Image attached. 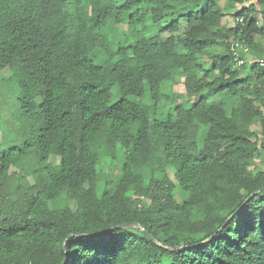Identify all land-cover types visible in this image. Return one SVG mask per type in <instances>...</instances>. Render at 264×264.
<instances>
[{
	"label": "trees",
	"instance_id": "obj_1",
	"mask_svg": "<svg viewBox=\"0 0 264 264\" xmlns=\"http://www.w3.org/2000/svg\"><path fill=\"white\" fill-rule=\"evenodd\" d=\"M263 57L264 0H0V264H264Z\"/></svg>",
	"mask_w": 264,
	"mask_h": 264
},
{
	"label": "rangeland",
	"instance_id": "obj_2",
	"mask_svg": "<svg viewBox=\"0 0 264 264\" xmlns=\"http://www.w3.org/2000/svg\"><path fill=\"white\" fill-rule=\"evenodd\" d=\"M242 8V6H237L235 12L239 11ZM228 22H233L231 17H227ZM253 59H250V62H253ZM0 88L2 89L3 92V98L2 101L4 100V102L9 103L11 96H14L18 93V87L15 85L13 86H9V84L0 81ZM174 91L180 94V102L181 103H185L187 101V96L185 94V89L183 86V82L182 79L178 80V83L176 85V87L174 88ZM220 97H215L213 99V101H219ZM6 103V104H7ZM6 104H4V107L1 110V116H2V122L0 124V137H4L5 139L0 140V143L2 144L3 147H8L10 145L13 144H17L19 145V140H17V131L16 130H12L11 128L8 126L9 124V118H10V113H9V108L8 106H6ZM162 105H166V102H162ZM189 104L185 105L188 106ZM169 108L168 105L166 107V109H163L162 112L160 111V118L165 117L168 113H169ZM120 151H118L117 155H116V159L113 160L110 158H105L102 162V164L99 166V171L102 172H107V173H114L115 175H119L121 173V157H120ZM118 163H120L118 165ZM260 167L262 169H264V163L260 165ZM170 175L172 176V172H170Z\"/></svg>",
	"mask_w": 264,
	"mask_h": 264
},
{
	"label": "built area",
	"instance_id": "obj_3",
	"mask_svg": "<svg viewBox=\"0 0 264 264\" xmlns=\"http://www.w3.org/2000/svg\"><path fill=\"white\" fill-rule=\"evenodd\" d=\"M239 21L242 22L243 20L240 19ZM230 54L234 59L235 68H239L250 61V48L245 42L241 40H231ZM256 61L259 66L264 67V57Z\"/></svg>",
	"mask_w": 264,
	"mask_h": 264
},
{
	"label": "water",
	"instance_id": "obj_4",
	"mask_svg": "<svg viewBox=\"0 0 264 264\" xmlns=\"http://www.w3.org/2000/svg\"><path fill=\"white\" fill-rule=\"evenodd\" d=\"M264 190V186L262 187V188H260L258 191H256L255 193H253L248 199H247V201L244 203V205L247 203V202H249V200L251 199V198H253L256 194H258L259 192H261V191H263ZM243 205V206H244ZM139 227V225L138 224H136V223H127V224H123V225H119V226H116V227H114L112 230H114V229H118V228H138ZM143 229V231L146 233V235L154 242V243H157L156 242V240L144 229V228H142ZM210 240H207L206 242H209ZM206 242H204V243H206ZM204 243H202V244H204ZM185 249V248H184Z\"/></svg>",
	"mask_w": 264,
	"mask_h": 264
}]
</instances>
